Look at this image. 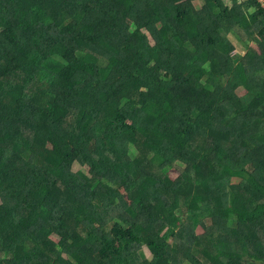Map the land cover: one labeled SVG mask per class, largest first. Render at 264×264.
Instances as JSON below:
<instances>
[{
  "label": "trees",
  "instance_id": "obj_1",
  "mask_svg": "<svg viewBox=\"0 0 264 264\" xmlns=\"http://www.w3.org/2000/svg\"><path fill=\"white\" fill-rule=\"evenodd\" d=\"M41 261L264 264L256 0H0V264Z\"/></svg>",
  "mask_w": 264,
  "mask_h": 264
},
{
  "label": "rangeland",
  "instance_id": "obj_2",
  "mask_svg": "<svg viewBox=\"0 0 264 264\" xmlns=\"http://www.w3.org/2000/svg\"><path fill=\"white\" fill-rule=\"evenodd\" d=\"M197 2V4H202V2L201 1H196ZM198 6V5H197ZM231 41L233 42V44H234V46H235V52L233 53V56H244L245 55V51L243 50V48L241 47V46H239L235 41H234V39L233 38H231ZM211 119H214V120H218V118L216 117V116H214V115H211V117H210ZM75 171H78V170H80V167L79 166H76L75 165ZM165 175H166V177H168L169 179H171V180H174L175 178H176V176H177V173L175 172V170H166L165 171ZM204 190H209V189H211L212 188V185H211V183H208V184H205V185H203V187H202ZM199 234H201V232L200 231H197L196 233H195V235H199ZM189 235H190V237H192L194 234H192V233H190L189 232ZM12 255V253L11 252H7V254H6V256H11ZM45 262L46 261H41V264H45Z\"/></svg>",
  "mask_w": 264,
  "mask_h": 264
},
{
  "label": "built area",
  "instance_id": "obj_3",
  "mask_svg": "<svg viewBox=\"0 0 264 264\" xmlns=\"http://www.w3.org/2000/svg\"><path fill=\"white\" fill-rule=\"evenodd\" d=\"M262 6L264 7V0H259Z\"/></svg>",
  "mask_w": 264,
  "mask_h": 264
},
{
  "label": "crops",
  "instance_id": "obj_4",
  "mask_svg": "<svg viewBox=\"0 0 264 264\" xmlns=\"http://www.w3.org/2000/svg\"><path fill=\"white\" fill-rule=\"evenodd\" d=\"M259 4H260V6L264 9V7L262 6V4L260 3V1L259 0H256Z\"/></svg>",
  "mask_w": 264,
  "mask_h": 264
}]
</instances>
